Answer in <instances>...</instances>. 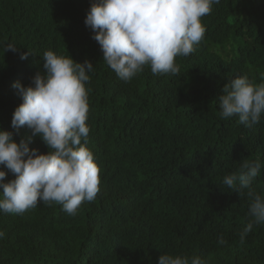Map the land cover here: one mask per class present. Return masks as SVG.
<instances>
[{
	"label": "trees",
	"instance_id": "1",
	"mask_svg": "<svg viewBox=\"0 0 264 264\" xmlns=\"http://www.w3.org/2000/svg\"><path fill=\"white\" fill-rule=\"evenodd\" d=\"M93 2L0 0V130L16 143L31 134L11 127L22 103L12 85L32 86L44 74L45 51L88 61L86 147L100 169L96 199L74 216L39 202L22 215L0 212V264H157L162 254L264 264V225L240 242L248 190L238 195L222 182L244 160L264 163V114L248 128L236 116L222 119L218 104L236 76L264 83V0H220L201 18L206 32L195 51L176 57L178 74L157 76L145 66L127 83L84 24ZM9 44L16 51L4 52ZM29 148L48 152L38 137ZM0 170L5 182L15 178ZM251 188L264 196V167Z\"/></svg>",
	"mask_w": 264,
	"mask_h": 264
},
{
	"label": "clouds",
	"instance_id": "2",
	"mask_svg": "<svg viewBox=\"0 0 264 264\" xmlns=\"http://www.w3.org/2000/svg\"><path fill=\"white\" fill-rule=\"evenodd\" d=\"M220 0H94L84 24L98 42L102 60L116 76L130 82L145 66L153 75L179 73L176 57H187L205 36L201 18L212 12ZM6 45L4 52L16 51ZM31 52L21 55L27 59ZM44 74L37 72L32 86L12 85L22 103L12 113L11 127H26L30 135L19 143L13 133L0 130V165L15 178L5 182L0 170V212L22 215L39 203H55L68 215H76L84 202H92L99 192V172L93 153L86 147L90 128L88 91L94 66L74 62L51 50L45 51ZM264 77V74H262ZM218 97L222 119L233 116L251 128L264 114V83L254 84L247 76L232 78ZM38 137L48 148L37 154L29 144ZM83 141V143H82ZM264 163L259 158L244 160L239 170L225 175L223 184L231 192L250 199L249 221L240 233L244 243L253 225H264V196L251 185L260 176ZM5 233L0 231V240ZM224 244L223 237L218 239ZM157 264H207L199 256L162 254Z\"/></svg>",
	"mask_w": 264,
	"mask_h": 264
}]
</instances>
